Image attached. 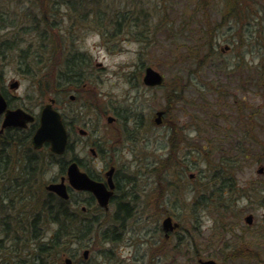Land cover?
Returning <instances> with one entry per match:
<instances>
[{
  "label": "rangeland",
  "instance_id": "374dc122",
  "mask_svg": "<svg viewBox=\"0 0 264 264\" xmlns=\"http://www.w3.org/2000/svg\"><path fill=\"white\" fill-rule=\"evenodd\" d=\"M197 1L138 0L135 7L134 0H117L119 9L136 13L144 6L152 13L144 42L131 31L108 41L89 29L76 35V45H69L68 37L57 30V45L29 47L27 61L34 75L23 71L17 52L0 57L3 86L15 103L39 113L54 98L67 120L77 124L71 154L85 164L80 170L106 177L113 165V177L116 174L125 189L117 191V198L132 207L131 217L119 228L117 203L109 202L105 210L97 202L103 219L72 246L74 258L65 255L63 264L67 258L71 264H201L209 258L225 264H264V171L258 172L264 167V94L250 86L252 77L264 76V0H248L250 16L226 20L224 1L210 0L212 37L199 32L204 14L195 16ZM6 3L19 15L17 0ZM160 11H167L168 17L163 20ZM183 16L193 23L184 26ZM15 23L20 27L24 20ZM29 40L35 42L36 35L30 33ZM204 42L213 43L211 51L203 47L202 60L190 58V46ZM73 48L90 57L83 67L86 78L59 89L57 71ZM206 51L210 53L205 57ZM36 52L40 59L34 58ZM147 66L164 75L162 84L143 82ZM45 78L49 84L42 85ZM158 110H165L160 123ZM253 111L259 123L251 129L247 120ZM80 130L88 133L81 135ZM248 139V153L243 154ZM43 165L47 168L40 182L46 188L62 174L57 161ZM73 191L77 208L95 215L86 203L91 193ZM249 214L254 216L252 224L245 220ZM169 216L178 226L166 231L163 222ZM114 226L119 233L115 240L99 237ZM2 255L0 264L7 258Z\"/></svg>",
  "mask_w": 264,
  "mask_h": 264
},
{
  "label": "trees",
  "instance_id": "16d2710c",
  "mask_svg": "<svg viewBox=\"0 0 264 264\" xmlns=\"http://www.w3.org/2000/svg\"><path fill=\"white\" fill-rule=\"evenodd\" d=\"M4 1L10 0H0V57L6 58L7 52H17L23 71L31 75H34V71L30 69L32 63L27 61L30 58L31 48L29 47L37 45V48L45 50L49 45H57L55 33L57 30L68 37L69 45H76V35L79 36L81 32L89 29L99 31L108 41L118 40L121 35H128L131 31L144 42L147 37L145 34L151 28L149 20L152 13H149V10H146L144 6L138 7L136 13L130 9H119L114 5L118 3L117 0L112 2L107 0H17L19 15L15 11L11 12L9 4H4ZM134 1L136 7L139 2ZM222 1L225 4L222 9L224 20L228 16L240 19L246 14L249 16L251 14L248 7L245 8L248 0ZM211 6L212 1L199 0L194 7L195 16L200 11L204 14V26L199 32L204 36L207 31L209 37L213 36L215 28L211 21ZM160 12L163 20L168 17L167 11ZM8 17H13L11 18L13 20L9 21ZM20 17L24 20V25L19 27L15 21L18 22ZM163 20L160 22L161 26L164 24ZM174 21L176 22V19ZM188 22L190 25L193 23L183 16L182 24L185 26L189 24ZM63 23H67V26L59 30ZM169 25L172 29L174 23L171 21ZM30 33L36 35V41L33 43L29 40ZM212 45L213 43L204 42L202 45L190 46L189 57L194 60L201 57L200 60H202L200 54L202 48L205 47V50L209 48L211 51ZM209 53L206 51L203 56L206 57ZM37 57L38 59L41 57L39 52L35 53L34 58ZM89 60L90 57L86 52L74 48L69 50L57 71L55 85L60 89L65 83H81L86 78L83 67L88 65ZM49 81L50 79L45 78L41 82L43 85V83L49 84ZM255 85L257 90L264 94L263 74L259 73L256 77H252L250 86L254 89ZM240 113V117L245 116L243 111ZM256 113L253 111L252 115H248L247 126L251 129L257 121ZM250 131L248 137L252 139L253 135H250ZM32 132L15 129L0 135V253L7 257L1 264H63L65 255L74 258L75 251L72 253V246L81 243L88 234L91 235L92 229L95 230L96 224L103 219L102 208L94 202L93 196L86 200L88 208L95 209L94 211L97 212L95 215L77 208L79 201H76L72 189L69 190V199H64L41 184V176L47 168L43 165L45 162L57 161L60 164L61 174H65L66 161L46 148L36 150L30 136ZM249 139L246 147H243V154L245 151L246 154L248 153ZM225 166L228 168V165ZM222 184L225 186L224 180ZM118 190L125 192L120 181H118ZM218 192L221 190L219 189ZM115 202L118 210L114 218L119 228H122L125 221L131 217L132 207L124 199L116 198ZM115 234L119 236L117 226L104 233L101 232L99 237H102L104 241H110L115 240Z\"/></svg>",
  "mask_w": 264,
  "mask_h": 264
},
{
  "label": "water",
  "instance_id": "95a60500",
  "mask_svg": "<svg viewBox=\"0 0 264 264\" xmlns=\"http://www.w3.org/2000/svg\"><path fill=\"white\" fill-rule=\"evenodd\" d=\"M164 80V75L153 68L152 66H147L145 68V73L143 76V82L148 86H157L162 84ZM13 86H17L18 82L12 84ZM7 107V102L0 92V114L5 111ZM157 123L161 122V117L165 113V110H158L157 112ZM35 119V116L29 111L17 107L13 110H7L6 116L4 119L3 126L7 125H17V126H27L28 122H31ZM110 121L113 120V117L109 118ZM45 142L51 143V148L56 153H63L66 149L67 145V133L61 122L59 113L53 107L52 103L47 104L41 112L40 115V125L36 130L33 136V145L35 147H41ZM113 171L114 168H111L107 173L110 180V187L107 188L104 183L93 180L89 177V175L80 170L78 164L76 162H72L67 171V177H61L60 181H53L49 183L46 188L50 191L56 192L61 197L67 199L69 198V190L66 184V180L69 182L70 186L78 189V190H88L92 192L97 198L99 204L102 207H107L110 198L113 195L114 190V182H113ZM264 167H259L258 172H263ZM245 220L248 224H252L254 220L253 214H249L245 217ZM163 226L166 231L173 229L177 226L176 223L173 222L171 216L167 217ZM88 250L85 251V256L87 255ZM68 264H71L72 260L70 258L66 259ZM202 264H223L218 262L215 259H201Z\"/></svg>",
  "mask_w": 264,
  "mask_h": 264
},
{
  "label": "flooded vegetation",
  "instance_id": "af4514ba",
  "mask_svg": "<svg viewBox=\"0 0 264 264\" xmlns=\"http://www.w3.org/2000/svg\"><path fill=\"white\" fill-rule=\"evenodd\" d=\"M3 81H4V75H3V71H1V69H0V92L2 93V95L4 96V98H5L6 102H7V107H6L5 111L0 114V135H5V134L8 133L9 130L14 131L15 129H19V130L24 131V132L33 131L30 134L31 139H32V144H33V136H34L36 130L38 129L39 125H40V115H41V112H42V110L44 109V107L47 104L52 103L53 107L59 113L61 122H62V124H63V126H64V128L66 130V133H67V145H66V149L61 154L60 153H56V152H54L52 150L51 143L50 142H45L41 147H35L34 145H33V147L36 150H42L43 148H46L48 151H50L51 153H53L55 156L60 157V158L62 157L63 161H66V173L65 174H62L61 177L65 176V175L67 177L68 167H69V165L72 162H76L80 168L82 166L83 167H86L85 164L81 161L80 158H78L77 156L71 154L72 151H75V147H76V144L72 142V135H73V133H74L76 127H77V124H76L75 121L72 122V121H68L67 120V116L64 114V112L59 107H56L55 106V101L56 100L54 98L51 99L50 102L45 103L44 105L41 106V109H40L39 113H35V112L29 110L26 106H24V107L18 106L15 103V99H16L15 96L14 95H11V93L5 89V87L3 86ZM11 87H12V85H11ZM17 107H21V108L29 111L30 113H32L35 116V119L33 121H31V122H28V125L27 126H24V127L17 126V125H7V126H3L4 119H5V116H6V111L7 110L16 109ZM110 117H113V116H109L108 117V120H109ZM109 122H110V120H109ZM80 133H82L81 135H86L88 132H87V130H86V132L84 130H80ZM70 154L72 155V158L71 159H68L67 156L70 155ZM112 166L113 165H110L108 170H110L112 168ZM87 171H90L91 174H89V173H87V174L89 175V177L91 179L96 180V181H99L101 183H104L107 188L110 187V180H109V176H108V173L107 172L105 174L106 177H104V176H101L100 177V176H96L90 169H87ZM112 178H113V182H114L115 187H114V190H113V196L111 197V200H110V204L113 201L115 202V199L117 198L118 181H119L118 180V176H116V174L114 175V177L112 175ZM83 192H85V191H83ZM90 193H91V196L94 197V202L98 205L97 199H96L95 195L92 192H90ZM86 203H87V200H86ZM106 210H108V209H106ZM200 263H201V260H200ZM221 263L225 264V262H223V261Z\"/></svg>",
  "mask_w": 264,
  "mask_h": 264
}]
</instances>
